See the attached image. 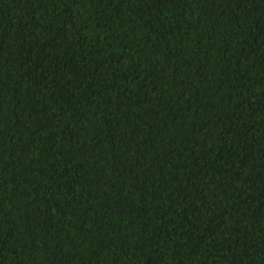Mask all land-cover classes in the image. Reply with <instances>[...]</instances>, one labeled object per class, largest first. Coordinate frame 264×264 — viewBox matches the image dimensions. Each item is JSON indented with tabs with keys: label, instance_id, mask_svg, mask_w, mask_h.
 I'll list each match as a JSON object with an SVG mask.
<instances>
[{
	"label": "trees",
	"instance_id": "obj_1",
	"mask_svg": "<svg viewBox=\"0 0 264 264\" xmlns=\"http://www.w3.org/2000/svg\"><path fill=\"white\" fill-rule=\"evenodd\" d=\"M0 264H264V0H0Z\"/></svg>",
	"mask_w": 264,
	"mask_h": 264
}]
</instances>
